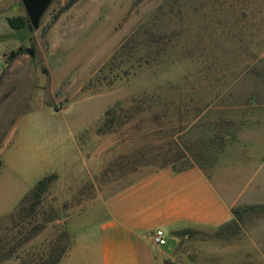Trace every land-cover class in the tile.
Here are the masks:
<instances>
[{
  "label": "rangeland",
  "instance_id": "obj_1",
  "mask_svg": "<svg viewBox=\"0 0 264 264\" xmlns=\"http://www.w3.org/2000/svg\"><path fill=\"white\" fill-rule=\"evenodd\" d=\"M67 1L50 0L37 27L29 21L12 29L6 18L27 16L24 6L0 0V222L38 179L57 174L41 202L44 217L57 218L21 251L37 252L63 230L70 248L74 223L97 209L108 187L159 168L123 159L147 143L189 147L178 168L192 163L212 173L217 165L237 164V192L258 185L257 199L264 201V176L251 179L238 164L245 157L237 155L247 149L257 170L264 169V5L239 0L250 15L234 44L237 13L229 16L225 3L231 0H186L184 23L175 13L153 21L171 36L145 60L129 58L119 46L175 0H77L63 9ZM168 84L185 87L164 91ZM117 104L121 115L134 109L133 118L101 130ZM237 211L236 224L226 229L180 233L166 264H264V202Z\"/></svg>",
  "mask_w": 264,
  "mask_h": 264
},
{
  "label": "crops",
  "instance_id": "obj_2",
  "mask_svg": "<svg viewBox=\"0 0 264 264\" xmlns=\"http://www.w3.org/2000/svg\"><path fill=\"white\" fill-rule=\"evenodd\" d=\"M248 154L237 149L245 157L239 168L256 180L264 169L258 171V159L249 160ZM257 186L237 192V164H221L212 173L197 165L164 166L114 190L108 187L97 209L74 223L73 243L59 264H166L177 251L178 232L218 227L233 218V207L264 202L257 199ZM158 228L167 235L164 245L151 240Z\"/></svg>",
  "mask_w": 264,
  "mask_h": 264
},
{
  "label": "trees",
  "instance_id": "obj_3",
  "mask_svg": "<svg viewBox=\"0 0 264 264\" xmlns=\"http://www.w3.org/2000/svg\"><path fill=\"white\" fill-rule=\"evenodd\" d=\"M76 1L77 0H68L63 6V9L68 8ZM194 1L200 4V1L202 0ZM259 1L264 5V0ZM226 2L230 4L227 9L230 12L229 16L233 13L234 15L237 13V34H234L230 40L234 41V44H239L238 42H240L242 38L240 34L241 32L239 33V31H241L239 25H241L242 22L247 21V17L250 15V9L246 2H240L239 0H236L235 4H233L232 0L225 1V3ZM185 4L186 0H175V3L172 4V7H170L168 11L163 13L159 12L156 16L151 17V22L144 25L145 29L142 27L139 28V30H136L129 39L119 46V52H128L130 54L128 55L129 58H133L132 54H140L139 57H136L137 59L141 57L143 59L145 57V60H147V56H149L154 50L158 52L159 49L166 48L169 44V40L167 39L171 35H168L163 31L160 32L153 21H155L156 18L159 19L160 15H172L175 13L174 16L178 17L181 24L184 23V19L187 15L186 9L189 8V6L186 7ZM174 5L175 7L173 8ZM194 6L192 7V10L196 11ZM224 11L226 12L225 9ZM6 20L12 29H21L29 23L26 15L9 16ZM153 47L155 49L152 51L151 49ZM148 48L151 49L149 50ZM184 87V85L168 84L163 90L168 92L179 91ZM194 88V86H189V89ZM156 97L158 99V95H156ZM142 99V103H145L147 98ZM137 108H140V106H137ZM120 111H122V107L118 104L113 108L108 109L105 113L103 128H101V130H113V126L122 125L133 118L132 112L134 109L128 115H121ZM169 131L172 133L171 130ZM153 134H155V132H153ZM166 144V147H164V145L154 147L151 146L150 143L143 144L130 154L123 156V159L127 165H132L134 162H140L143 164L151 162L158 165L159 168L171 166L174 170H183L193 166V164L190 163L182 165L179 168L176 167V162L181 158H185L186 152H190L189 147L184 144L177 145L173 143V140L167 141ZM56 179V173H50L38 179L29 193L21 198L14 210H12V212L0 222V263L8 258H15L21 264H59L63 256L66 254L71 243V238L65 230L57 232L47 241L45 247L37 252L26 253L21 251L23 246L37 236L46 227V224L49 221H53L57 218L55 213L48 214V217H44V212L41 210L42 197ZM231 210L233 218L229 222L220 225L219 227L221 229H226L225 227L236 224L238 219L237 207H233ZM184 231H180L178 234L183 233Z\"/></svg>",
  "mask_w": 264,
  "mask_h": 264
},
{
  "label": "water",
  "instance_id": "obj_4",
  "mask_svg": "<svg viewBox=\"0 0 264 264\" xmlns=\"http://www.w3.org/2000/svg\"><path fill=\"white\" fill-rule=\"evenodd\" d=\"M29 21L34 27L38 26L39 18L50 0H21ZM32 53V49L28 48Z\"/></svg>",
  "mask_w": 264,
  "mask_h": 264
},
{
  "label": "built area",
  "instance_id": "obj_5",
  "mask_svg": "<svg viewBox=\"0 0 264 264\" xmlns=\"http://www.w3.org/2000/svg\"><path fill=\"white\" fill-rule=\"evenodd\" d=\"M151 240L156 245H164L167 242V235L162 229H156L152 235Z\"/></svg>",
  "mask_w": 264,
  "mask_h": 264
}]
</instances>
